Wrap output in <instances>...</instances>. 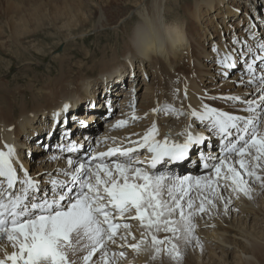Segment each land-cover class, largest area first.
Returning a JSON list of instances; mask_svg holds the SVG:
<instances>
[{"label":"bare ground","instance_id":"obj_1","mask_svg":"<svg viewBox=\"0 0 264 264\" xmlns=\"http://www.w3.org/2000/svg\"><path fill=\"white\" fill-rule=\"evenodd\" d=\"M170 1H171V5L174 8L179 7V5L177 3H175V0H173V1L172 0H125V1L123 0V2H128V3H124L125 5H123L122 10L119 9V10H115V11H112L116 7L115 4H117L115 1H110V2L106 1V4H102V2H100V0H0V36L3 33H6L5 32V25L7 24V22H6V20H7L9 22L8 26H7L8 27L7 30L9 31L11 36H7L6 38L10 37V39H12L13 42L16 41L15 44L20 42V41H18L20 37H23V38L26 36L27 37H29V36L33 37L35 34L39 33L38 31L40 30V28H44L46 25L48 26V24H50V23H53L55 29H58V30H55V33H57V35H59V32L63 33L64 29L69 30L70 31L69 33L67 31H66V33H63V35L65 37H67L66 38L67 40L70 39L71 36H69V35H71V31L75 28H82V30H80V32H78V33H81V32L87 33L86 31L83 30L84 27H91V28H93V27L94 28H98V27L105 28V27H107L109 29L116 28L117 30H121L122 34L127 38V45L125 44V42L122 43V46H121L118 54H121L122 56L128 57V58L131 56L129 63L126 65H122L123 63L121 64L118 61V59H117L118 54L107 56L109 58L105 62H102V64H103L102 70H101L102 76L99 79H102L108 73H112V75H115V78L113 77L114 79H113V81H111V83L110 82L104 83V81L103 82L98 81V79H97V81L89 80V78L87 80L82 79L79 82H76V81L71 82L72 80L69 81V78H65L64 82H62V84L53 85L51 88L47 87L48 89H51L49 97H52L53 94L57 96L59 93H63V90L65 89V85L67 87L70 85H75L74 86L75 89H73V88L71 89L70 87H68V91L72 90L73 95L69 94L68 91H67V93L60 94L57 101L54 99L51 100L50 101L51 103H46L44 105L45 106L44 109L40 108L41 109L40 111H38V112L34 111V112H32V114H28L26 112V107H25V102H24V105L22 107L17 108L18 117H16L17 119H15V120H14L15 113H13L16 110L14 107V102L8 101L9 106L7 108L6 106L2 105L3 103H5V100H3V103L0 101V120L2 121V122H0L1 123L0 152L7 153L9 150V147L14 149V154L12 156H10L9 159L12 163L13 168L18 173V174H16L17 179L13 185V188H10V189L6 186L7 179L4 177H0V199L5 201L9 196L11 198H14L15 197L14 194H17V195L22 194L23 196H25L24 195L25 193L24 192L22 193V191H24V187L21 184V182L26 177H29V175L27 174L28 173L27 165L34 164V159L37 156L36 154H38L40 152H42V155H43L42 157H44V155H45L44 153H46L45 152L46 150H50L49 152H51L50 153L51 156L55 152H56L55 154L59 155L60 154L59 152L64 150V151H70L73 155H77L75 157H81L82 159L88 160V158H90L91 156L84 157V155L87 152V149L85 147H82L80 144H79V146H77L76 144H78L81 141H78L75 144L74 140H76V139L82 140L85 137L89 141V144H94V142H92V140L96 139V133H97V130H98L99 125L101 123V119L106 118L108 115L113 113L114 102H116V100L118 99L119 89H121V87L125 85V81H126V85H128L129 83L127 80L131 77H134V79H130V81L132 83L131 87L127 90L123 89L122 92L124 93V95L127 98L130 97L131 95H133L134 92H135L134 96H136V94H137V91H136L137 88L136 87L137 86L135 83H136L137 74L139 71L138 68H140V67H138V65L139 66L143 65V67L145 66V69L149 68V70L152 69V70L156 71L155 78H157V80L155 79V81H154V78H153V82H158V84L161 86L158 89L155 88V93H156V90L160 91L161 95L158 94V95H160L159 96L160 98L157 96L158 97L157 101H158V103H162V105H164V107L161 109H157L156 108L157 105H156L155 108H153V107H152L153 109L150 108V110H148L149 112L147 110H145V108H144V110L147 111L146 114L148 113V115H150L148 118V119H150V123L148 125H146V126H148V130L150 128H152L153 124H155V126H156L157 134L155 136V139H157L160 132L162 134V132L164 130H169V131L173 130L174 131V130H178V129L179 130L181 129L182 133H186L188 131L195 132V134L193 133L195 136H200V134L198 132L204 131V132L209 133V137L212 138V139L203 138V141L200 144L191 145L188 148L187 154L183 159L171 160V159L166 157L163 161H161L160 163H158L156 165L157 168H155L154 171H146V172H148L149 174L152 175L156 171L162 170L165 175L172 178L173 173L179 174V172H181L182 170H185L187 168L188 170L185 173L186 175H189L188 173L191 171L190 177H192V176L198 177L199 171L207 172L208 168H209L208 167L207 169H203L204 166L202 165V163H203L202 160H199L196 158L197 151H200L199 148H203L202 150L206 151V153L208 155L224 153L226 146L229 145V143L225 144V141L226 140L229 141V138L232 136L231 135L225 136V135L221 134L220 131L218 132V127H217V130L215 132H212L211 129L214 128V124H213L214 120L212 121V118L210 116L206 117L204 119L200 118L201 115H203L208 109H213L218 113H222L220 110L212 108V107H214L212 104L216 105L217 108L220 106L221 102L219 103V99H221V98L216 99V98H213L214 97L213 95H212L213 97H211L205 93V92H207V90H206V85H204L203 78H202L203 77L202 74L204 73V71H203V69L202 70L200 69L198 72L197 69H199L200 67L197 68L196 65L202 67L203 63H201V61L203 60L202 57L204 58L203 53L206 54V52H203L202 49L199 48V46H197V43H195V42L194 43L196 44V47L193 48V46L190 44L189 40L192 42L190 37L193 34L194 35L196 34L200 38H204V40L206 39V41L212 40L216 37H219L222 41L224 39L223 36L226 35L227 31L221 29L220 25H222V24L225 25L226 22L229 24L233 23V25L235 26V28H234L235 30H236L237 25L240 26L239 25L240 23L232 22V20L238 21V20L242 19V16H240V18H238V15L241 14V10L233 7V6L238 7V5H240L244 8H246L251 13L252 16L250 14H245L246 17L248 18L247 26L244 28L245 32H243V31L242 32H236L234 30L233 34L234 35L238 34L237 36H243V35L247 36V34L249 33L251 44H248L246 46L242 45V44H238L236 50L239 51V53H243V55H245L249 59L250 58L256 59L257 56H259L261 59L257 58V63L264 64V57H261L257 51L258 49L264 51V47H261V45H264V25L261 26V28L263 29V31H262L260 28H256L255 23H254V21L258 20L259 18L261 19V22L264 21V7L262 6V3L264 2V0H194L193 2L188 1L187 4H184V5H186V8L183 9L184 14L182 17H179L176 14H172L173 12L169 15H168V12L166 13V7L167 6H168V8L171 7L170 4H167V2H170ZM104 2H105V0H104ZM183 2H184V0H183ZM119 3H120L119 6L121 7L122 3L120 0H119ZM145 6H147V7H145ZM123 11H124V13L119 15ZM135 12L138 14V16L139 15L140 16L137 19V21L130 26V24L133 23L135 21V19L137 18L136 17V18L131 19L132 18L131 16ZM111 13L116 14V15H112ZM219 15H222L223 17L220 18ZM225 16H226V19L224 18ZM128 21H131V22L129 23ZM61 23H63V24L60 25ZM2 24H4V25H2ZM127 24H128V26H127ZM31 26L32 27L34 26L33 29ZM221 30H223V31H221ZM240 30H241V28L237 31H240ZM224 31H225V33H224ZM222 32L224 33L223 36H221ZM2 39L3 38L0 37V46L5 47V45H8V47L7 46L6 47L9 48V46H11V44H5V42L3 43V41L5 39H3V40ZM241 39H242V37H241ZM6 40H8V39H6ZM40 41H41V39H40ZM212 42H214V41H212ZM19 44L21 45V42L18 43V45ZM218 44H217V46H218L217 51L219 49V46H221ZM97 47H99V43H97ZM26 48H28V47H26ZM19 49H20V47H18V49L16 48V50H19ZM220 49H221V47H220ZM223 49H224V47H223ZM59 50H61V49H59ZM224 51H225V49H224ZM219 52H221V51H219ZM194 53L196 54L195 59H196V56L198 58V59H196V62L195 61L193 62V60H192ZM216 54H217V52H216ZM224 56H226V55H224ZM190 57H192V59H190ZM220 60H221V58H220ZM220 60H219V62H220ZM221 64H223V63H221ZM247 64H248L247 62L245 65L242 63L234 62V65L237 66L238 70L233 73L234 77L232 78V80L246 76L245 73L247 72ZM193 65L195 67H193ZM170 66L175 67L174 68L175 71L170 70V68H172ZM260 67L261 68H259V71L264 73V68H262L263 66H260ZM149 70H147V71L149 72ZM187 70H190V71L194 70V74L193 75H187V72H186ZM225 71L226 70H224V73H225ZM242 71L245 73H243ZM190 73L192 74V72H190ZM149 74H152V73H149ZM72 77H74V76H72ZM240 80H242V79H240ZM65 81H69V82H65ZM132 81H134V82H132ZM91 83H93V84H91ZM63 84H65V85H63ZM224 87L226 89L227 86H224ZM251 87H252V85H251ZM253 87H255V86H253ZM240 88H241V86H240ZM256 88H258V87H256ZM243 89H246V87H244ZM253 90L254 89H252V91ZM245 91L244 90L242 91V89H241L242 93H244ZM218 93H220V92H218ZM218 93H217V95H218ZM77 94H78V96H77ZM233 94L234 93H232V95ZM235 95H237V94H235ZM260 95H258V96H260ZM33 97L34 96H32V98ZM155 97H156V95H155ZM67 98H72L71 100H74L73 98L76 99V100H74L75 104H74L73 110H72V108L66 110L64 106L63 107L61 106V109L58 110L59 113H57L58 111L55 112L54 109L60 108L61 102H63L64 100H67ZM104 98L108 99L106 101L105 105L101 102V100ZM127 98H126V100H127ZM220 101H225V100H220ZM38 102H39V99H38ZM129 102H131V99L129 100ZM255 104H256V101H255ZM129 105H130V103H129ZM234 105H235V103L233 104V106ZM229 106H231L230 108H233L232 105H229ZM221 107H223V105ZM123 108H124V106H123ZM230 108H228V109H230ZM142 109H140V110H142ZM146 109H148V108H146ZM70 110H72V111L69 113ZM140 110H138V111H140ZM154 110H156V111H154ZM238 110H240V109H238ZM140 112H143V111H140ZM193 112H196L197 115L193 116L192 115ZM237 112H235V113L237 114ZM39 113H40V115H38ZM231 113H233V112H231ZM243 114H240L238 116L243 117L244 116ZM248 114H249V112H248ZM252 114L254 116V113H252ZM250 116H251V114H250ZM49 117H51V119ZM127 117H129V116H127ZM255 117H257L256 114H255ZM91 119H93V121L89 122L88 120H91ZM120 121H122V120H117V122H120ZM127 122L128 121L126 120V123ZM262 122H264V121H262ZM126 123H125V125H126ZM161 123L163 125V128H161V129H163V130L160 129ZM263 125H262V127H263ZM43 126H44V129H42ZM143 126L145 127V125H143ZM138 128L141 129L140 127H138ZM262 129H264V127ZM134 130L138 131L137 129H134ZM134 130L132 129L131 132H133ZM146 130H147V128L145 129V132H146ZM142 132H143V130H142ZM145 132L143 134H145ZM174 132H176V131H174ZM230 132H231V134H233V133H236V130L230 129ZM116 133L114 135H116ZM112 135H113V133H112ZM238 135H241V134H238ZM122 137H121V139L109 137L106 140L109 141L110 144L116 142L114 144L116 146L121 147V148L136 147V146H138V144L140 142H142V139H138L139 138L138 134L134 135L133 137L129 136L132 139H134V141H132V142H136V143H131L130 145L127 141L131 140V138L129 139V138H122ZM185 138H187V137H185ZM216 138H217V140H216ZM233 141H238L239 145H241V142L238 140V138L233 139ZM229 142H232V141H229ZM214 146H216V147H214ZM102 147H104V144H102V145L98 144V147L95 150V152H98L99 150H101ZM73 148H75L76 150L72 151L71 149H73ZM20 149H21V151H20ZM28 154H29V156H28ZM95 154L96 153H94L93 156H95ZM151 154L152 153H147V152L144 154V155H148L147 161L152 158L151 156H149ZM73 155L70 154V157L67 156L68 158L67 157L66 158L73 161L74 160ZM33 156H35V157L33 158ZM47 157L45 156L44 158H47ZM221 157H223V156L220 155L217 158H221ZM109 158L110 157H106L105 161H107ZM133 159L137 160L136 158H133ZM45 161H46V159H45ZM66 162H67V160H66ZM100 162H101V160H99V159L95 160V164L100 163ZM234 162H235L234 160L230 161V163H232L233 165H234ZM251 163H252V165L251 164L248 165L249 170H252L255 172H256V170L258 171V169L260 167L258 166L257 162H255V163L251 162ZM65 164H68V163H65ZM51 166H52V164H51ZM67 166H69V165H67ZM214 168H215V166H214ZM200 169H202V170H200ZM259 172H261V171H259ZM212 173H213V171H212ZM261 173H263V172H261ZM24 174H27V175L24 176ZM73 174H74V170H72V169L68 170V177H67L68 182H66V184H65L66 186H69L70 184H72L71 176ZM204 174H206V173H204ZM245 174L241 175V176H243V178L242 177L241 178L250 184H252V182H254V185L257 186V188L256 187L252 188V191L249 192L248 196H247L249 201L253 205L239 204L238 200L241 198L238 199L237 197L236 198L238 200L235 199L234 201H231V199H229L227 201H224L221 199L220 200V203H221L220 207H222L221 213L224 215V216L222 215L221 218H223L222 219L223 221L225 220L226 222L231 224L230 225L231 229L229 230L226 227L222 228V225H221L219 228L218 227L214 228L216 230H213V232L212 233L210 232L209 234L210 235L212 234L211 237L213 236V238H217L219 240V241L218 240H216V241H218V245L222 246L223 250H224L226 245L228 246L229 244H234L236 242L232 237L226 236L225 233L226 232L236 233V231H235L236 229L234 230V228H236V227L241 228L240 229L241 231H239V232H241V235H243V233H248L251 235V237H250V236H248V234H246L247 235L246 239H247L249 245L245 244L244 242H243V245L240 244L242 249H243V252H246L247 254L251 255L252 257H250V258H253V260H255V262L257 264H262V263H264V242L262 243L261 241L264 240V229L262 228L260 222H258V220H256V219H258V217H255V216L262 215L260 212L264 211V173L259 175L260 179H257V181L255 180L257 175L256 176H248ZM129 175L131 177V173ZM213 175L209 176L208 178L213 179L216 176V175L215 176H213ZM223 175H224V173H223ZM60 177H61V175H60ZM50 178H51V176H50ZM53 178H52V180H53ZM208 178L206 177V179H208ZM182 179H183V176H182ZM52 180H51V182H52ZM202 180H204V179L202 178ZM202 180H201V182H202ZM220 180L218 181V184H217L218 189L220 188V185H219ZM203 184H202V186H203ZM223 184H224V181H223ZM227 184H229V183H227ZM59 185L63 186L64 182H63V185L62 184H59ZM254 185H253V187H254ZM201 188H200V191H201ZM17 189H20L21 191L17 192ZM36 189H38V187L35 189H29L28 190V193L26 195H27L29 202L33 203L38 198H39V200L41 199L40 202H42L46 198L45 196H47V193H46L47 189L51 190L52 188H48V187L44 188V193H45L44 197L38 195ZM64 190L65 189L63 188L61 191L57 192L58 195H60V192H62V194H65ZM198 191H199V189H198ZM205 191H207V190H205ZM218 192H219V190H218ZM254 192H255V194H254ZM202 193H201V196H202ZM208 193L211 194L212 192L208 191ZM195 195L198 197L197 199L199 200L200 195L199 194L198 195L195 194ZM256 195H258L259 199L260 198L262 199L261 202L259 201L260 205L257 204L258 202H257V196ZM220 197H222V196H220ZM239 197H241V196H239ZM244 197L245 196L243 194L242 198L244 199ZM194 199L195 198H193V200ZM232 199H234V198H232ZM205 202H207V201H205ZM200 203H201V201H200ZM228 204L230 206L233 204V205H235V207L241 206V208L240 207L239 208H240V212L243 215L240 218V221L242 220L243 216H245V218L249 217L250 220L247 219L246 221H243V223H240V224L238 223V226L234 225L233 222L228 221L229 220L228 215H230V214L234 215V213L236 211V208L233 207L232 210H234V212L233 213H232V211L230 212L228 210V207H227ZM199 205L197 206V208L199 207ZM192 210H194V209H192ZM222 210L224 211V213ZM190 212H192V211H190ZM195 212H196V209H195ZM245 214H247V215H245ZM134 215H135V210L130 212L129 215H125V216L127 217V216H134ZM200 215H202V214H200ZM175 216H177V215L174 214L173 217L175 218ZM173 217H171V218H173ZM176 220H178V219H176ZM259 220H260V218H259ZM122 221L129 224L130 226H133V228H136V226L134 225V223L136 221L133 222L134 221L133 220L132 221L133 223H130V222L128 223L127 219L122 220ZM138 221H137V223H139V228L137 226L138 229H136V231L137 232L141 231V233L143 232V233H145V235H139V233H136L134 230V233L138 234L137 235L138 240L140 239L139 241L136 240L138 242H134L135 240L133 242L129 241L128 240L129 238H127L126 240H122L121 245L118 242V244L122 247V248L116 249V251H118L119 254L123 251L124 248H126V251L127 250L129 251L128 255H126V253H125V255L122 257L123 259L120 258L121 260L126 261L124 264H178L175 262L176 259L173 258V255L178 254V252H179L178 246L181 247L183 245L181 243H184V241L187 239V237H189V235H191V234L185 233L183 231L182 226H181V231L178 233L179 238H176L172 233H166L163 231L155 232L153 230V234L156 235L158 239L165 240V237L169 238L168 240L165 241L164 244L159 245L160 247L170 250L172 244H175L176 247L178 248V249L176 248V252L165 251L164 249H162V250H164L163 254L162 253L158 254L155 251V248L152 246V239H151V235L148 234V230L141 227L140 222H138ZM247 222H249V224ZM191 224L193 225L192 219H191ZM243 225H247L245 227V229L242 228ZM248 226H249V229H252V230H248ZM246 229H247V231H246ZM120 232H122V231L120 230ZM228 233H226V234H228ZM133 236L137 237L136 235H133V233H132V237L131 236L130 237L133 238ZM126 237H127V235H126ZM106 239L107 238L105 237V241H107ZM141 241H143V243H141ZM88 242L89 241H87V240L82 241L81 245L78 246L81 250L78 251L74 256H72L70 254V258L76 260V264H84L83 257L88 255L87 253L89 252L90 249L84 248L83 245L87 244ZM108 242H106V243H108ZM109 243L111 244V242H109ZM132 244H139L140 245L139 250H134L133 248H131L130 245H132ZM206 247H207V244H206ZM208 248H211V246ZM108 249H109V247H108ZM111 249H113V248H111ZM15 250L16 249H14L11 246V243L8 242L6 239L3 241H0V259H3L5 253L10 254L12 251H15ZM112 251H110V252H112ZM105 252L108 253V251H105ZM213 252H214V250H213ZM226 252L228 253L229 251L227 250ZM123 253H124V251H123ZM134 253H139V255H138L139 258H135ZM211 253L209 254V256L211 255ZM217 254L218 253H216V256H217ZM109 255L110 254L107 255V258ZM113 256L117 257L116 255H113ZM246 256H245V262L243 264H256L251 259H249V257L247 258ZM153 257H155V258L153 259ZM192 257L194 258V261L192 262L193 264H206V262L205 263L203 262L204 258H206L205 250L200 249L198 251V254L195 253L194 255H192ZM192 257H191V259H192ZM207 257H208V254H207ZM219 257H220V260L224 259L223 260L224 263L232 264V262H230V260H229L230 257L228 255H223V256H219ZM95 258H96V256H95ZM202 258H203V260H202ZM216 258H218V257H216ZM110 259L108 258L109 261H110ZM118 259H116V260H118ZM212 259H213L212 261L208 259L209 260L208 262L211 261V263L213 262L212 264H218L217 262H220L219 259L215 260L214 257ZM98 262L100 263L99 260H98ZM208 262H207V264H208ZM8 264H10V262H8ZM102 264H104V261ZM236 264H240V262H238Z\"/></svg>","mask_w":264,"mask_h":264},{"label":"rangeland","instance_id":"obj_2","mask_svg":"<svg viewBox=\"0 0 264 264\" xmlns=\"http://www.w3.org/2000/svg\"><path fill=\"white\" fill-rule=\"evenodd\" d=\"M106 1H109V2L110 1H115L117 3V4H115L116 7L112 11L119 10V9L122 10L123 5H125L124 3H128V2H123V0H120L121 3H122V6L120 7L119 6L120 5L119 0H105V2H104V0H100V2H102V4H106ZM188 1L193 2L194 0H184V2H183V0H175V3H177L179 5L178 8H174L171 5V1L167 2V4H170L171 7L170 8H168V6L166 7V13L168 12V15H169V14H171L173 12L172 14H176L177 16L182 17L183 14H184L183 9L186 8V5H184V4H187ZM262 6L264 7V2L262 3ZM145 7H147V6H145ZM233 7L241 10V14L238 15V18H240V16H242V19H240L238 21L232 20V22L240 23L239 24L240 26H238V25L236 26V30L234 29L235 26L233 25V23L229 24V23L226 22L225 25L224 24L220 25L221 29L227 31L225 36H223L225 31H224V33L222 32L221 36H223V38H224V39L222 38L223 39L222 41H221V39L219 37H216V38H214L212 40H209L210 41L209 42V41H206V39L204 40V38H200L198 35H196V34L194 35L193 34L190 37L193 43L190 40H189V42L193 46V48L196 47L195 43H197V46H199V48H201L203 52H206V54L203 53L204 58L202 57L203 60L201 61V63H203L202 67L201 66H197V65H196V67L197 68L200 67L199 69H197L198 72H199L200 69L201 70L203 69V71H204V73L202 74V76H203L202 78H203V83H204V85H206V90L208 92V93L207 92H205V93L207 95L211 96V97L214 96L213 98H216V99L221 98V99H219V103L221 102L220 106L218 108L217 107H215V108L220 110L223 113L224 112L225 113L226 112H228V113L229 112L230 113L233 112L232 114H236L235 112L238 111L239 113L237 112V116L240 115V114H243L245 112L246 114L245 113L243 114L244 115L243 118L244 117H248L251 114L252 117H250V118H252L254 120V123L258 126V136H259L260 134H264V131H263L264 129H262L264 127V125H263L264 122H262V121H264L263 120L264 119V104H263L264 100L260 99L261 95L264 96V85H262V83H261V81H264L263 80L264 77H261L258 80H250V77L246 76V77L239 78V80L238 79H233L232 80V78L234 77L233 73L235 71H237L238 68L228 66V64H227V60L231 56L233 57V54H235L233 52H236L235 48L239 44L238 43L239 41L240 42L242 41V43H244L245 45L251 43L250 37H249V35H250L249 33L247 34V36H238L237 37V36L233 35V31L234 30L237 31L240 28H241V30L237 31V32H242V31L245 32L244 28L247 26V22H248V18L246 17L245 14H250L251 15V13L246 8H244V7L240 6V5H238V7L237 6H233ZM123 13H124V11L121 12L119 15H121ZM112 15H116V14H112ZM139 16H138V14L136 12L131 16L132 17L131 19L136 18V17L137 18L135 19V21L133 23L130 24V26L137 21ZM219 17L221 18L223 16L219 15ZM224 18L226 19V16ZM6 22H7V24L5 25V32L6 33H3L0 37L5 39L3 41V43L5 42V44H11V46H9V48H7L8 45H5V47H1L0 46V101L3 103V100H5V103H3L2 105L6 106L7 108L9 106V102L8 101L14 102V107L16 109L15 112H13V113H15V115L13 114L14 117H15L14 120L17 119L16 117H18L17 108L22 107L24 105V102H25L26 112L28 114H32V112H34V111L38 112L41 109H44L45 108L44 105L46 103H51L50 102L51 100L54 99V100L57 101L60 94L67 93L68 87H70L71 89L72 88L75 89V87H74L75 85H70V86L67 87L65 84H63V85H65V89L63 90V93H59L57 96L53 94L52 97H49L51 89H48L47 87L51 88L53 85L62 84V82H64L65 78H69V81L72 80L71 82H75V81L79 82L82 79H86L87 80L89 78V80L97 81V79H98V81H102V82L104 81V83H107V82L111 83V81H113V79L115 78V75H112V73H108V74L105 75L106 77L104 76L102 79H99L102 76V73H101L102 66H103L102 62H105L109 58L107 56L118 54L119 50H120V48L122 46V43L125 42V44L127 45V38L122 34L121 30H117L116 28L109 29L107 27H105V28H102V27H98V28L84 27L83 30L86 31L87 33H82V32L78 33V32H80V30H82V28H75V29H73L71 31V35H69V36H71L70 39L67 40L66 39L67 37H65L63 35V33H66V31L69 33L70 31L67 30V29H64L63 33L59 32V35H57V33H55V30H58V29H55L53 23L48 24V26L46 25L44 28H40V30L38 31L39 33L35 34L33 37H30V36L29 37L26 36L24 38L20 37L18 41L21 42V45L20 44L18 45V43H20V42L17 41L18 43L15 44L16 41L13 42V40L10 39V37L6 38L7 36H11L9 31L7 30L8 29L7 26H8L9 22L7 20H6ZM128 22L130 23L131 21H128ZM254 23H255L256 28H260L263 31L261 26L264 25V21L261 22V19L259 18L258 20L254 21ZM62 24L63 23H61L60 25H62ZM2 25H4V24H2ZM127 26H128V24H127ZM33 27H32V29H33ZM223 30H221V31H223ZM235 37H236V39H234ZM241 37H242V39H241ZM6 39H8V40H6ZM40 39H41V41H40ZM212 41H214V42H212ZM97 43H99V47H97ZM216 43L217 44L219 43L218 45H221V46H219L218 51H217L218 46H217ZM18 47H20V49L16 50V48L18 49ZM26 47H28V48H26ZM220 47H221V49H220ZM223 47H224L226 52L224 51ZM59 49H61V50H59ZM219 51H221V52H219ZM216 52H217V54L219 56L216 54ZM193 55H194L193 59H192V57H190V59H192L193 62L194 61L196 62V59H198V58L196 56V59H195V55H196L195 53ZM224 55H226V56H224ZM123 57L124 56H122L121 54H118V56H117L118 61L121 64L123 63L122 65L128 64L129 60L131 59L130 58L131 56L129 58L128 57H124L123 58ZM220 58H221V60H220ZM219 60H220V62H219ZM221 63H223L224 65L221 64ZM194 65H193V67H195ZM138 67H140V68H138L139 71H138L137 80H136V83H135L136 86H137L136 87L137 88L136 89V91H137L136 96H132L131 97V102H129L128 98L125 97L124 93L122 92L123 89L127 90L130 87L129 85H132L130 79H134V77H131V78H129L127 80L129 84L126 85V81H125V85L122 86L121 89H119L118 99L116 100V102H114V111H113V113L110 114L109 116H107L106 118H102L101 119V123L99 125L98 130H97V138L101 137V140H106L109 137H114V138H120L121 139V137L123 136L122 138H129L130 139L129 136L133 137L134 135L138 134L139 135V139H142L143 135H145L143 133L145 132L146 128H147L146 132H148V126H146V125H148L150 123V119H148L150 115H148V113L146 114V112L148 110H150V108H152V107L155 108L156 105H157L156 106L157 109H161V108L164 107V105H162V103H158V101H157V98L161 95L160 91L156 90L157 94L155 93V88L158 89V88L161 87L158 84V82H153V78H154V81H155V79L157 80V78H155L156 71H154L152 69L149 70V68L145 69V66L143 67V65L142 66L138 65ZM170 67H172V68H170ZM170 67H169L170 70L175 71V69H174L175 67H173V66H170ZM223 69L226 70L225 73H224ZM147 70H149V72ZM190 70L186 71L187 75H193L194 74V70H192V71H190ZM189 71L192 72V74ZM149 73H152V74H149ZM72 76H74V77H72ZM240 79H242V80H240ZM69 81H65V82H69ZM241 81L243 83L244 82L245 83L243 84ZM132 82H134V81H132ZM227 83L228 84L230 83L232 86L230 84L228 85ZM91 84H93V83H91ZM251 85H252V87H251ZM224 86H227L228 88L226 87V89H225ZM240 86H241V88H240ZM253 86H255V87H253ZM244 87H246V89H243ZM256 87H258V88H256ZM241 89H242V91L243 90L244 91L246 90V91L244 93H242ZM252 89H254V90L252 91ZM258 89L260 91H258ZM217 91L220 92V93H218ZM231 92L234 93V94L232 95ZM68 93L73 95L72 90L68 91ZM217 93H218V95H217ZM154 94L156 95V97H155ZM158 94H160V95H158ZM235 94H237V95H235ZM258 95H260V96H258ZM32 96H34V97L32 98ZM77 96H78V94H77ZM229 97H239V100L228 99ZM75 98H73V99L76 100ZM126 98H127V100H126ZM38 99H39V102H38ZM71 99L72 98H67V100H64L63 102H61L60 108L54 109V111L57 112L58 110L61 109V106L63 107L65 105L68 106L67 109H71L72 108V110H73L75 101L71 100ZM107 100L108 99L104 98V99L101 100V102L105 105ZM220 100H225V101H220ZM253 100L256 101V104L255 103L254 104H249L248 103V102L253 101ZM129 103H130V105H129ZM234 103H235V105H234L235 107L233 106ZM222 105H223V107H221ZM229 105H232L233 108H230L231 106H229ZM122 106H124L125 108L123 109ZM227 107L230 108V109H228ZM144 108L147 111H145ZM146 108H148V109H146ZM249 108H254L255 112L248 111ZM140 109H142V110H140ZM238 109H240V110H238ZM72 110H70L69 113ZM138 110L143 111L144 113L140 112ZM261 110H263V111L261 112ZM248 112H249V114H248ZM57 113H59V111ZM252 113H254V116H253ZM255 114H256L257 117H255ZM38 115H40V113ZM127 116H129V117H127ZM133 117H136V119H134ZM239 117H242V116H239ZM49 118L51 119V117H49ZM129 119L130 120L132 119V120L130 121ZM117 120H123V121L127 120L128 122L126 123V125L124 124L123 126L117 127L116 126L117 123H118ZM88 121L91 122V121H93V119L88 120ZM0 122H2V121L0 120ZM241 122H243V121H241ZM162 123L160 124V129L163 128ZM143 125H145V127ZM262 125H263V127H262ZM138 127H140L141 129H139ZM0 128H1V123H0ZM42 129H44V126H43ZM132 129L133 130L134 129H137V130L139 129V130L138 131L134 130L135 132L134 131L131 132ZM142 130H143V132H142ZM161 130H163V129H161ZM174 131H176V132H174ZM174 131L173 130H170V131L169 130H164L162 132V134L160 132L158 141H164L165 138H167V140H168V142L170 144H172V143L182 144L187 139L185 137H187V133L188 132H191L192 135L195 136L194 135L195 132H192V131H188L186 133H182L181 129L180 130L179 129L178 130H174ZM112 133H113V135H112ZM115 133H116V135H114ZM198 133L200 134V136L207 137V133L206 132H201L200 131ZM97 138L94 140V142L95 141L97 142V140H98ZM131 140L134 141L132 138H131ZM74 141H76V142L77 141H81V142H79L81 146L88 147V152L86 153L87 155L91 156V154H93L94 151L96 150V143L95 144H89V143H85L84 140H80V139L79 140L76 139ZM136 148H138V147H136ZM20 151H21V149H20ZM49 151L50 150H46L45 151L46 153H44L45 154L44 157L48 156L47 158L42 157L43 156L42 152L36 154L37 156L34 159V164L27 165V168H28V173L27 174L29 175V178H32V180L36 182L37 187H38V189H36V191H37L38 195H40V196H43V195L45 196L44 188H46L47 186H49L48 188H51L52 186L55 187V188L52 187L51 190L47 189V191H46L47 198H49V200H52V199H54V197L59 196V195H57L58 194L57 192L61 191L62 187H60L58 189H57V187L59 185V181H66V178H64V177H65V174L68 175V173H67L68 169H70V170L74 169V173H75V169L80 164H86L90 169H94L95 168V163L84 161L80 157H75V155H73L71 152H68V151H64L63 150V151L59 152L60 153L59 155L55 154L56 153L55 152V153L52 154V156L50 155L51 152H49ZM142 153H144V149L143 148H138V150L136 152L131 154L133 158H138V160L143 161L142 164L133 165V167L134 166L135 167L136 166L142 167L143 165L146 166L145 165L146 163L144 162L146 159H144ZM70 154L74 156V160H73V164L72 165L69 164L70 160L67 159L68 157H70ZM136 155H139V156L135 157ZM199 155L207 157L208 161H209V162H207V165L209 167L208 171L207 172L199 171V173H198L199 174L198 177L204 179V180L201 179L202 180L201 187H202V184L206 180L209 179L208 178L209 176H212L213 174H214L213 176H215L214 166H216L217 163L219 164L220 159H224L225 156H227V155L225 154L224 157L217 158V156H220L219 154H214V155L210 154V155H208L206 153V151H203V150L202 151H197L196 157L200 158ZM232 155L233 156L231 158V161L234 160L236 162L239 159V157L235 156L234 153ZM28 156H29V154H28ZM211 156H215V157H211ZM34 157L35 156H33V158ZM45 159H46V161H45ZM246 159L249 160V164H251V165H252L251 162L255 163V161H250V158H246ZM66 160H67V162H66ZM113 161H115V160H109L108 162H106V164H111ZM124 162H121V163H124ZM235 162H234V166L241 173V175H244L246 173V169H241L239 164H236ZM65 163H68V164H65ZM51 164H52V166H51ZM67 165H69V166H67ZM258 166L260 168L258 169V171L256 170V172H255L257 176H259L260 174L264 173V168H263L264 167V158H262V160L258 163ZM247 170H249V166H248ZM212 171H213V173H212ZM259 171H261L263 173H261ZM186 172H187V169L182 170L181 172H179L180 174L177 175V178L178 179H182V176H183V178L184 177H190L191 176V172L188 173L189 175H186L185 174ZM63 173H64V175H63ZM204 173H206V174H204ZM223 173L226 174V170L222 169V175H223ZM16 174H18V173L16 172ZM27 174H24V176L27 175ZM60 175H61V177H60ZM114 175H116V174H114ZM157 175H163V176L169 177V176L165 175L164 173H162L161 171H157V173L154 174V176H157ZM245 175H247V174H245ZM50 176H51V178H50ZM205 176L208 179H206ZM241 177L243 178V176H241ZM52 178H53V180H52ZM177 178L176 177H172L173 180H177ZM81 179H86V177L85 176H81ZM213 179H217L218 181L221 179L220 180V184H219L220 188H219L218 194L213 195L212 193L210 194V193H208V191H205V190L203 192L202 188H201V191H200V188H195L194 187L193 188L194 190H192V192H191V194H192L191 198H192V200H193V198H195L193 201L196 202L195 203L196 207L192 208V209H194V210H192V209L187 208V206L185 205V207L183 209L186 215L190 211H192L194 213V215H193L194 217L193 216L190 217V220L192 219V223H193L194 226H193L192 231L190 233L191 235H189V237H187V239L184 241V243H181V244H183L181 247L178 246V248H179L178 254L173 255V258L176 259L175 262L178 263V264H193L192 262L194 261V258L192 257V255H194L195 253L198 254V251L201 249V250H205L206 258H204V260L202 258V260H203L204 263L206 262V264H207V262L209 260L212 261L213 257L215 258V260L219 259L220 262H217L218 264H226V263L223 262L224 259L220 260V257H219V256H223V255H228L230 257L229 260H230V262H232V264H236L238 262H240V264L241 263L243 264L245 262V256L246 255H247L246 256L247 258L249 257V259H251L254 263H256L255 260H253V258H250V257H252L251 255L247 254L246 252H243V249H242L240 244L243 245V242L245 244H248V241L246 239V236H247L246 234H248V233H243L244 236L241 235V232H239V231H241L240 230L241 228H239V227L234 228L233 227L234 230L236 229L235 230L236 233H233V232L232 233L231 232L230 233L226 232L228 234L225 233L226 236L232 237L237 242V243L235 242L234 244H229L228 246L224 245L226 250L225 249L223 250V247L218 245V241L219 240L217 238H213V236L211 237L212 234L211 235L209 234L210 232L212 233L213 230H216L214 228H217V227L219 228L221 225H222V228L226 227L229 230L231 229V226H230L231 224L226 222L225 220L223 221L222 220L223 218H221L223 214L221 213L222 207H220L221 206L220 205L221 204L220 203V200H221L220 196H222L224 198V199H222L224 201H227L229 199H231V201H234L237 198L238 199L241 198L239 200L237 199L239 201V204H242V205H246V204L247 205H253L249 201V199L247 197L248 195H245L241 191H233V189L235 188V185H233L232 182H230V180H226V179L222 180V178H216V176ZM24 180L25 179H23V181ZM51 180L52 181H54V180L57 181V184L54 185L51 182ZM255 180L257 181L256 178H255ZM130 181L133 182L131 179H130ZM223 181H224V184H223ZM227 183H229V184H227ZM21 184L23 185L24 188L26 187V185L23 184L22 182H21ZM253 185H254V182H252V184L247 182L246 185H244V187H247L248 189H250L249 192H251L252 188H255V187L257 188V186H255V185L253 187ZM198 189H199V191L201 193L203 192L202 196H201V193L198 191ZM52 190H53V192H56V193L52 194L53 193ZM75 190L76 189L74 188L73 191L69 194L70 196L72 195V198H75L76 195H77ZM20 191H21L20 189H17V192H20ZM23 192L24 191H22V193ZM61 194H62V192H60V195ZM195 194H197V195L199 194L200 195L199 196V200L197 199L198 197ZM243 194L245 196L244 199L242 198ZM254 194H255V192H254ZM24 195H26V194H24ZM204 196H207L208 199L212 198L211 199L212 200V204H208L207 202H205V207H206L207 210L205 212H198V211L195 212V209L200 204V201L204 198ZM239 196H241V197H239ZM256 196H257V202H258L257 204L260 205V202L262 201V199L261 198L259 199L258 195H256ZM232 198H234V199H232ZM55 199H58V198H55ZM38 200H39V198H38ZM68 202L69 201H62L61 203L62 204L63 203L67 204ZM181 203L185 204V201L184 202L181 201ZM227 207H228V210L230 212L232 211V213L234 212V210H232L233 207L236 208V211H235L234 215L233 214L232 215L231 214L228 215V219H229L228 221L233 222L234 225L238 226V223L239 224L243 223V221H246L247 219L250 220L249 217L245 218V216H243L242 220L240 221V218L243 215L240 212L241 206H239L240 207L239 208V207H235V205H233V204L231 206L228 204ZM177 212H179V210ZM223 213H224V211H223ZM260 213L262 215L255 216V217H258V219H256V220H258V222H260L262 228L264 229V211L260 212ZM200 214H202V215H200ZM175 215H177V216H175V218L173 217L172 219H175V220L178 219L179 220L180 217H179L178 213H176ZM245 215H247V214H245ZM259 218H260V220H259ZM127 220H128V223L129 222L133 223V222L136 221L134 223L136 228H133V226H131V228H130V231H131V233H133V235L137 236L138 234H136V233H139V235H145V233H143V232L141 233V231L140 232L136 231V229L139 228V223H137L138 220H134V219H127ZM138 222H140V221H138ZM247 223L249 224V222H247ZM137 226H138V228H137ZM246 226L247 225H243L242 228L245 229ZM120 230L122 232H120ZM120 230H119V235L115 237L116 243L115 244H113V243L110 244L109 243L110 241L109 242L106 241L108 243H106V246H105L104 250L101 249L100 250L101 252L98 251L95 255H93L91 260L88 262V264H93V263L94 264H100V263L102 264L103 261H104V264H105V259H104V255H103L105 253V251H108V253L107 252L106 253L110 254L108 256V258L109 259L111 258L110 261L107 258V264H121V263L124 264L126 262V261L121 260L123 258L120 257L119 252L116 251L117 248H122L120 246L121 245V241H122L120 239V235H124V236L127 235V238H129L128 240L132 241V242L134 240H135L134 242H138L140 239L138 240V236L137 237L133 236V238H131L132 235H128L127 234L128 230H125L123 228H121ZM134 230H135L136 233H134ZM248 230H252V229H249V226H248ZM246 231H247V229H246ZM248 236L251 237L250 234H248ZM136 240H138V241H136ZM216 240H218V241H216ZM118 242L120 243V245L118 244ZM261 242L263 243L264 240L261 241ZM89 243L90 242H88L87 244H89ZM206 244H207V247H206ZM210 246H211L212 249L208 248ZM108 247H109V249H108ZM158 247H160V246L158 245ZM111 248H113V249H111ZM160 249H161V251L159 253L163 254L165 248L160 247ZM162 249H164V250H162ZM213 250H214V252H213ZM227 250L229 251L228 253L226 252ZM110 251H112V252H110ZM123 251H124V255H125V253H126V255H128L129 251L128 250L126 251V248H124ZM210 253H211L212 256L213 255L214 256L212 257L210 255L211 256L210 257L209 256ZM216 253H218L217 256H216ZM112 254L116 255L117 257L113 256ZM207 254H208V257H207ZM134 255H135V258H139L138 257L139 253H134ZM95 256H96V258H95ZM215 256L218 257V258H216ZM191 257H192V259H191ZM118 258L119 259L121 258L120 259L121 261ZM116 259H118L119 261L116 260ZM98 260L100 261V263L98 262ZM211 261L208 262V264H212L213 262L211 263ZM262 264H264V263H262Z\"/></svg>","mask_w":264,"mask_h":264},{"label":"snow or ice","instance_id":"obj_3","mask_svg":"<svg viewBox=\"0 0 264 264\" xmlns=\"http://www.w3.org/2000/svg\"><path fill=\"white\" fill-rule=\"evenodd\" d=\"M230 66L235 67L234 64ZM251 67L252 65H249V69ZM261 83L264 85V81ZM228 99L239 100V97ZM260 99L264 100V96ZM248 103L253 104L255 101ZM64 107L67 109L68 106ZM248 111L255 112V109L249 108ZM192 115L195 116L197 113L193 112ZM209 116L214 120V126L218 127L221 134L231 135L230 129H237L243 133L238 137L241 146L238 147L237 144L230 142L225 148V153L228 155L220 159L214 172L216 178L230 180L235 185L233 191H241L248 195L250 189L244 187L247 182L241 178L237 168L230 163L231 154L234 153L239 157L235 163L239 164L241 169H246L248 176H255V171L247 170L249 160L246 158H250V161H255L257 164L264 158V134L258 136V126L252 118L218 113L213 109H208L200 118ZM133 118L136 119V117ZM241 121H243L242 125ZM125 123L126 121H120L116 126L120 127ZM156 134L157 129L153 124L142 137V142L138 144V148H147V151L153 154L152 168L166 157L171 160L183 159L191 145L200 144L203 141V137L193 136L191 132H188L184 143L170 144L167 138L164 141L156 140ZM138 148L130 147L124 150L110 148L106 153L99 154L100 158L124 157L126 158L124 163L113 161L111 164H106L101 160L100 163L95 164L94 169H90L86 164H80L75 169V174L71 176L72 184H79L80 187V192L75 198L69 195L73 191L70 187L68 192L59 195L58 199H45L40 203H25L27 195L23 198L15 196L13 199H8L7 203L0 199V241L6 239L16 249L10 254L5 253L3 259H0V264H8V262L10 264H76V260L71 259L70 254L74 256L80 251L78 246L84 240L90 242L83 245L84 248H90L88 255L83 257L84 264H88L96 252L105 248V237L107 241L115 244V237L121 228L128 230V235H132L131 226L127 223H116L117 219L139 220L140 226L148 230V234L151 235L152 246L157 253L161 251L158 245L164 244L169 238L160 240L153 234V230L172 233L179 238L178 233L182 226L185 233H191L193 225L190 217L194 213L189 212L186 215L183 209L185 205L189 209L196 207L191 198V192L194 187L201 188L202 178L184 177L173 180L163 175L153 176L140 167L133 168V165L143 163V161L134 160L131 155ZM13 154L14 149L11 147L7 153L0 152V177L7 178L9 189L13 187L17 179L16 170L9 159ZM96 159L97 157H93V160ZM69 164L72 165L73 161L70 160ZM205 167L207 168L208 165L206 164ZM222 169L226 170V174L222 175ZM81 176H85L86 179H81ZM130 179L142 182H130ZM256 179L260 177L256 176ZM22 183L26 185L25 194L29 189L37 187L36 182L29 177H26ZM52 183L55 185L57 181L54 180ZM217 184V179H208L203 184L202 191H211L213 195H216L219 190ZM220 198L223 199V197ZM62 201L69 202L62 204ZM181 201H185V204ZM205 201L212 204V200L204 196L196 211L207 210ZM133 210H135L134 216H125ZM178 210L180 219H172L171 217ZM120 239L126 240L127 237L120 235ZM130 247L139 250L140 245L132 244ZM165 251L176 252V245L172 244L171 249H165ZM107 255L105 252V264H107ZM119 255L123 257L124 253L121 252Z\"/></svg>","mask_w":264,"mask_h":264}]
</instances>
